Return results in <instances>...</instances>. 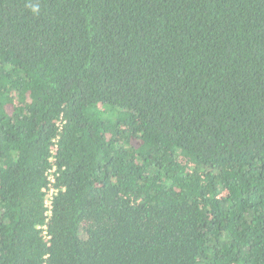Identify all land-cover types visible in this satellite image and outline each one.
<instances>
[{
    "label": "trees",
    "instance_id": "trees-1",
    "mask_svg": "<svg viewBox=\"0 0 264 264\" xmlns=\"http://www.w3.org/2000/svg\"><path fill=\"white\" fill-rule=\"evenodd\" d=\"M0 264H264V0H0Z\"/></svg>",
    "mask_w": 264,
    "mask_h": 264
},
{
    "label": "built area",
    "instance_id": "built-area-1",
    "mask_svg": "<svg viewBox=\"0 0 264 264\" xmlns=\"http://www.w3.org/2000/svg\"><path fill=\"white\" fill-rule=\"evenodd\" d=\"M54 151H56V146L54 147ZM54 161L55 159L52 158ZM57 166L53 164L52 168H50L47 172L48 175V186L44 188L45 192V208H46V215L49 218L53 212V202L54 197L58 193V189L55 187L56 177H57Z\"/></svg>",
    "mask_w": 264,
    "mask_h": 264
}]
</instances>
